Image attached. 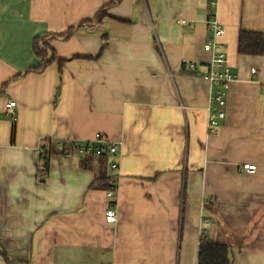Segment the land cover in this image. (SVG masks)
I'll return each instance as SVG.
<instances>
[{"label":"crops","instance_id":"1","mask_svg":"<svg viewBox=\"0 0 264 264\" xmlns=\"http://www.w3.org/2000/svg\"><path fill=\"white\" fill-rule=\"evenodd\" d=\"M110 1L0 0V264H197L203 238L264 264V55L237 53L240 31L264 38V0L217 1L235 78L210 129L211 85L181 63L209 62L207 0H121L98 18ZM96 133L118 144L111 223L88 188L96 157H39Z\"/></svg>","mask_w":264,"mask_h":264},{"label":"built area","instance_id":"2","mask_svg":"<svg viewBox=\"0 0 264 264\" xmlns=\"http://www.w3.org/2000/svg\"><path fill=\"white\" fill-rule=\"evenodd\" d=\"M218 0H207L206 25L212 31L211 37L204 42L203 49L211 53L209 62L203 72H199L198 64L195 62L181 60L189 72H196L211 85L208 101L207 125L210 128L215 126L217 122L225 117L226 93L229 83L235 78V74L230 70L227 64L225 53L220 50L221 45L218 37L221 36L223 30L216 18V6ZM264 34V31L262 32ZM42 47L41 44H39ZM253 72L254 69H251ZM14 101H8L5 104V110L11 115L14 114L12 107ZM54 153L61 156H105L112 158L108 161L109 175L112 177V184L105 190L107 204L104 210V220L106 223L114 222L115 214V191H116V171L118 162L115 159L118 154V144L107 139L103 134L96 133L91 140H69L60 139L55 141ZM256 165L250 162H244L240 166V170L246 173H253Z\"/></svg>","mask_w":264,"mask_h":264},{"label":"trees","instance_id":"3","mask_svg":"<svg viewBox=\"0 0 264 264\" xmlns=\"http://www.w3.org/2000/svg\"><path fill=\"white\" fill-rule=\"evenodd\" d=\"M121 0H111L110 2L102 5L96 12L98 18L105 14L106 9L116 2ZM97 18V19H98ZM63 35V34H62ZM39 43H43L44 46L40 47ZM33 51L36 57L43 61V66L56 60L55 54L49 47L47 41L43 37H37L33 40ZM51 50V54L46 58L47 50ZM237 53L238 54H254L264 55V38L262 34L254 31H240L237 39ZM61 60H58L60 66ZM190 74H196V72H189ZM12 135L14 134V124L12 125ZM39 157H43L45 160L44 167L47 166V158L50 153L54 152V144L47 140L41 145L39 150ZM95 156L84 157V165L91 167V162L94 161ZM95 159L98 166V170L88 188L106 190L112 184V177L107 172L108 162L105 156H99ZM0 255L5 256V253L1 251ZM232 263V250L229 244L216 243L208 238H203L198 246L197 252V264H231Z\"/></svg>","mask_w":264,"mask_h":264},{"label":"rangeland","instance_id":"4","mask_svg":"<svg viewBox=\"0 0 264 264\" xmlns=\"http://www.w3.org/2000/svg\"><path fill=\"white\" fill-rule=\"evenodd\" d=\"M39 44H41V45H42V47L44 46V44H43V43H39Z\"/></svg>","mask_w":264,"mask_h":264}]
</instances>
